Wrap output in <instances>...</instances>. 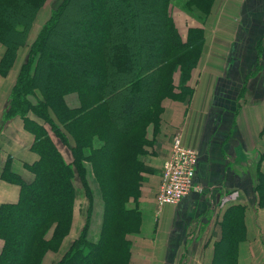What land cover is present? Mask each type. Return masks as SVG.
Returning <instances> with one entry per match:
<instances>
[{"label": "trees", "instance_id": "trees-1", "mask_svg": "<svg viewBox=\"0 0 264 264\" xmlns=\"http://www.w3.org/2000/svg\"><path fill=\"white\" fill-rule=\"evenodd\" d=\"M43 1L0 0V41L6 46L1 74L25 43ZM118 1L106 0L109 8L106 2L104 8L103 0H64L32 44L28 62L12 88L4 117L17 113L23 118L24 126L35 134L32 149L39 158L29 165L34 174L30 182L8 167L4 170L3 176L19 183L21 191L16 202L0 205V264H40L48 250L59 249L73 221L75 170L90 196L84 178L86 160L92 165L103 199L100 232L96 240L90 239L86 220L56 264H129L126 234L137 230L139 210L127 203L140 193L145 169L141 157L149 143L146 131L150 123L154 126L164 97L184 99L200 46L190 43V38L181 40L168 0H147V5L157 6L163 13V22L156 11L153 15L138 0ZM88 3L94 11L88 10ZM72 17H76L77 29L67 32ZM145 22L150 24L142 27ZM66 34L73 43H67ZM35 57L34 69L25 70ZM176 66L180 67L178 84L172 76ZM28 83V92L37 86L47 100L26 106L31 102L25 93ZM69 92L78 93V109L63 102V95ZM46 106L52 108L57 120ZM29 109L43 120L31 118ZM60 123L75 141L70 162L51 137L52 132L67 143ZM90 204L88 201V210ZM243 213L242 205L226 209L212 264H238V243L245 235Z\"/></svg>", "mask_w": 264, "mask_h": 264}, {"label": "crops", "instance_id": "crops-1", "mask_svg": "<svg viewBox=\"0 0 264 264\" xmlns=\"http://www.w3.org/2000/svg\"><path fill=\"white\" fill-rule=\"evenodd\" d=\"M209 17L206 26L212 30L217 26L216 15ZM221 26L234 31L232 23ZM255 34L238 58H223L221 54L230 53L229 47L221 52V46L211 42L210 58H200L187 82L192 94L184 99L165 98L161 128L157 132L152 124L147 128L148 146L154 153L149 162L144 160L138 198L131 197L127 203L139 210V226L127 235L129 264H212L214 243L221 236V221L230 205L244 206L245 235L238 244V264L264 263V29L257 39ZM223 35L228 43L234 39V32ZM4 50L0 44V60ZM24 60L19 48L9 72L0 75V205L16 202L21 191L19 183L3 176L7 163L10 171L30 182L29 165L39 158L32 149L34 136L24 128L23 120H3L7 97ZM175 132L197 151L193 188L178 203L158 207L155 196L169 153L168 136ZM72 159L65 158L67 162ZM76 214L75 203L68 236L74 232ZM86 220L87 215L72 242ZM2 246L0 238V250ZM60 249L47 251L41 264H49Z\"/></svg>", "mask_w": 264, "mask_h": 264}, {"label": "rangeland", "instance_id": "rangeland-1", "mask_svg": "<svg viewBox=\"0 0 264 264\" xmlns=\"http://www.w3.org/2000/svg\"><path fill=\"white\" fill-rule=\"evenodd\" d=\"M7 1L12 2L13 0H7ZM63 1L64 0H44L43 1L42 5L37 9V11L34 15V18L31 22V25H30L27 33H26L25 43L23 45H20L17 48L16 55L13 58L8 69L6 70V73H4V74L0 73V75L4 76L7 74V72H9L10 68L12 67V65H13L16 57H17V53H18V50L20 48L21 55L24 56L25 60L23 61V65L21 66V69H20V71H19V73L15 79V83L17 82V80L19 78V74L21 73V70H22L24 64L26 62H28V57H29V53H30V49H31L32 44L39 37L40 32L43 30V28L47 24L48 20L51 19V16L53 15L54 11L60 7V5L62 4ZM114 1L117 3L120 2L118 0H114ZM129 1L133 3V0H129ZM138 1L140 4H143V5L148 4L147 0H138ZM138 1L136 0L137 3H138ZM204 1L207 2L206 5L203 4ZM204 1L203 0H193L191 2V0H168V6L170 9V13H171V16L173 18V22H174V24H175V26L179 32V36H180L181 40L185 41V40H187V38L188 39L190 38V43L193 41L194 45L197 44L200 46V49H199L198 55H197L198 59L196 60L195 66L190 69L191 73L197 67L200 58H205L206 56H207V58H210V56H211L210 55L211 54L210 53V51H211V44L210 43L211 42L217 43V46H221L223 49L222 50L221 47H219V51H221V52H224L225 51L224 49L229 47L228 50H230V53L228 54V51H227L226 54H224V53L221 54L223 56V58H234V57L238 58L240 55V52L243 50L242 47H244V44H246L248 42L250 36L253 35V33H256L253 38L257 39V37L260 35V32L264 29V0H204ZM103 2H104V8H105L106 0H103ZM89 3H91V1H89ZM89 3H88V10L90 11V7H91V10L94 11V7L92 5L90 6ZM134 3H135V0H134ZM106 5H108L107 2H106ZM147 7L152 11L153 15H154V11H156L157 17L160 16L161 22H163V17H162L163 13H160L161 11L157 6L147 5ZM225 7H227V8L225 9ZM108 8H109V5H108ZM107 11H106V9L104 10V12H107ZM115 11L116 10L113 9V12H115ZM211 13L213 15V19H215L214 16L216 15V20L214 22L217 23V26H214L212 28V30H207L206 23L209 22V20H210L209 16H211ZM69 21L66 24L65 30H67V32L76 30L77 29L76 17L70 18ZM221 23H224V24L232 23L233 27H234V31L229 30V27L221 26ZM149 24H150L149 22H145V24H143L142 27L148 26ZM245 26H247V27L245 28V31L243 32V28ZM248 26H251V27H250V30L247 31ZM178 27H180V29L182 30L183 36L181 35ZM83 29H84V27H82L81 32H83ZM226 31H227L228 35H231L234 32V39L229 43H228L229 40L223 35V34L226 35ZM65 37H66V41L68 44L73 43L72 39L70 38L71 37L70 35L66 34ZM210 37H212V39H210ZM261 37H263V36H261ZM81 43H83L82 39H81ZM0 44H2L6 50L5 44L2 43L1 41H0ZM228 44H229V46H228ZM259 49H261V47ZM5 50H4V52H5ZM2 56H1V59H2ZM36 64H37V58L36 57L32 58L29 62V67L25 68V70L32 71L34 69V67L36 66ZM179 71H180V67L176 66L175 71L173 72V75H172L173 76V82L175 84H178V82H179ZM15 83H14V85H15ZM13 86H12V88H13ZM30 86H31L30 83H28L26 85L25 93L27 94L28 99L31 102L25 104L24 102L21 101V103H23L27 106L31 103H36L40 99L42 101L47 100L45 97L46 96L45 92H42L41 89L37 86L33 88V91L28 92V90H29L28 88ZM176 87L177 86H175V88ZM12 88H11V91H12ZM176 89H179V88H176ZM11 91L9 93V96L7 97L6 110L9 107L10 102H11L10 101L11 100L10 99ZM186 92L187 93L184 96L185 97L190 96L193 92V88H191L189 86V88H188V90H186ZM165 98H170V97H164L162 99V101ZM170 99H172V98H170ZM173 100H177V99H173ZM63 102L69 108L78 109L80 107V99L78 97V93H76V92L65 93L63 95ZM19 105H21V104H18V106ZM161 106L163 109L162 102H161ZM46 108L49 109L53 118L55 120H57V117L53 113L52 108L50 106H46ZM162 109L158 113L159 115H157V117L155 118V122H154V126H153L154 132H157L159 130V128H161ZM29 111H30L29 112L30 116H33L35 118L37 117V118H39V120L42 119V117L38 116L36 113H34V111H31L30 109H29ZM4 114H5V112H4ZM15 118L16 119L19 118V119L23 120V118L17 113H13V114L11 113V116L8 119H15ZM3 120H5V121L7 120V119H5L4 115H3ZM149 125H151V123ZM149 125H148V127H149ZM60 126H61L63 132L65 133V135L67 136V138H66L67 143H64L61 139H59V136L57 137L52 132H51V137H52L53 141L55 142L56 146L61 151L62 155L67 160H71V158H73L71 146L75 145V141L72 138L71 134H69L65 130V128L62 126L61 123H60ZM24 128L34 136V140H35V134L33 132H31L29 129H27L25 126H24ZM177 133L178 132H175V133H172L168 136L169 142H170V148H169L168 155L170 154V151H171L172 139ZM148 134L150 136L151 132H149ZM146 138H147L148 142H151V140L147 137V132H146ZM34 140H33V143H34ZM98 144L99 143L94 142L95 147H98ZM144 150H145V153H144V155H142L141 158H142V160H145V161L147 160L146 162H149L150 155H152L154 153V148L149 147L148 143H147L144 146ZM89 151H90V149L86 148L85 154H88ZM35 153L38 154L37 152H35ZM147 153H148V155H147ZM168 155L164 158L163 163H162L161 178H162V173H163L164 162H165V159L168 157ZM84 162H85L84 178H85L86 184L88 186L90 196L89 197L86 196L85 186L83 185V182H82L80 175L75 170L73 180H74V184H75V193H76V202L75 203H76V213H77L76 214V216H77L76 220L77 221H75V223H74L75 224V228L73 229L74 232L70 236H68L70 229L72 227V223H71L69 232L63 238V240L66 238V241L64 243V247H63L62 251H61L60 247H61L63 240H62L60 247H59V249H60L59 253L52 258L50 263H53L55 261V264H56L59 261V260L57 261V259L59 258V256L63 252V250L68 246V244L70 242H72V239L74 238L73 234L80 229V226L84 222L86 215L88 217V219H87L88 224L86 227V235L90 239L96 240L98 238L100 228H101V222H102L103 199H102V196L100 193L99 184L93 175L91 163L87 160ZM9 164L10 163H7L6 167H8ZM30 172L32 173L33 178H34L33 172L31 170H30ZM142 175H143V173H142ZM87 198H89V199H87ZM87 200L91 202V204L89 205L90 208L88 211H86V209L88 207L87 206V204H88ZM127 235H129V233L126 234V239L129 240ZM72 243H71V245H72ZM129 243H130L129 249L131 250V241L130 240H129ZM71 245H69L68 247L70 248ZM48 251H51V250H48ZM64 254H62V255H64ZM42 260H43V258H42Z\"/></svg>", "mask_w": 264, "mask_h": 264}, {"label": "built area", "instance_id": "built-area-1", "mask_svg": "<svg viewBox=\"0 0 264 264\" xmlns=\"http://www.w3.org/2000/svg\"><path fill=\"white\" fill-rule=\"evenodd\" d=\"M196 162V149L185 145L181 134L177 133L165 159L161 184L155 196L158 207L176 204L191 191Z\"/></svg>", "mask_w": 264, "mask_h": 264}]
</instances>
